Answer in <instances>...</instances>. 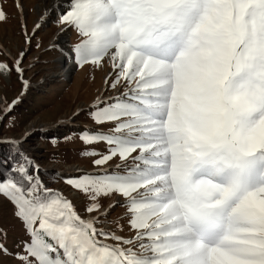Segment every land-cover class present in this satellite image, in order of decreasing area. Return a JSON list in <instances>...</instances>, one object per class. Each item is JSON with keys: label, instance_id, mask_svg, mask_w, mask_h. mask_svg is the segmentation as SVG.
<instances>
[{"label": "snow or ice", "instance_id": "6c2138e0", "mask_svg": "<svg viewBox=\"0 0 264 264\" xmlns=\"http://www.w3.org/2000/svg\"><path fill=\"white\" fill-rule=\"evenodd\" d=\"M61 23L84 37L80 66L111 64L112 94L90 111L111 130L81 133L108 147L85 154L97 167L120 160L66 183L87 197L88 214L122 197L135 235L82 217L32 173L21 142L6 141L17 151L0 195L28 237L19 264H264V0H71ZM25 54L13 64L21 79Z\"/></svg>", "mask_w": 264, "mask_h": 264}, {"label": "rangeland", "instance_id": "374dc122", "mask_svg": "<svg viewBox=\"0 0 264 264\" xmlns=\"http://www.w3.org/2000/svg\"><path fill=\"white\" fill-rule=\"evenodd\" d=\"M18 3L22 10L17 7ZM68 4L65 12L41 23L44 14L56 8L51 0H0V9L7 15V20L0 22V62L12 68L7 75L0 73V142L20 141L33 161L35 172L41 168L48 173L57 172V180L52 183L54 190L72 200L82 217L99 216L101 222L97 227L125 237L134 236L135 232L130 230L128 220L124 218L126 207L122 206V197L101 198L99 212L88 214L85 212L89 203L87 197L66 183L69 178L114 169L120 163L117 157L97 167L93 161L99 156L85 154L94 149L104 154L108 147L101 142L85 144L81 133L86 129L104 133L111 130L110 125L98 126L90 117L97 97L112 94L103 91L104 78L111 71V64L107 57L101 61V66L92 63L80 66L77 63L74 49L84 37L74 26L61 23L62 15L69 11ZM37 23H40L38 29L35 27ZM25 25L32 37L30 44L25 43ZM70 38L72 45H68ZM24 50L21 79L13 64ZM66 52L69 57L64 56ZM74 60L70 72L64 74L61 68ZM16 100L20 104L16 103V108L14 105L5 115V109ZM39 178L45 184V179ZM13 211L14 206L0 195V244L9 253L0 254V264H19L14 254L21 251V240L28 239ZM105 211H108L106 217L103 216ZM105 242L115 243L111 240Z\"/></svg>", "mask_w": 264, "mask_h": 264}, {"label": "trees", "instance_id": "16d2710c", "mask_svg": "<svg viewBox=\"0 0 264 264\" xmlns=\"http://www.w3.org/2000/svg\"><path fill=\"white\" fill-rule=\"evenodd\" d=\"M19 104L20 103H18L17 105H19ZM17 105H15L14 109L16 108ZM19 148L26 154V151L24 150V148L21 145H19ZM16 151H17V149H14L9 143L3 144L2 142H0V161H8L5 164H0V180H2L5 176H7L9 174L8 170L12 167V162L9 159V157L12 155H15ZM16 158L19 159V157H16ZM31 171L33 174H38V176H41L42 178L45 179L44 185L47 188L54 190L52 183L55 182V180H57V172L53 171V172L48 173V171L44 168H41L40 170L35 172L34 167ZM101 239H103V238H101Z\"/></svg>", "mask_w": 264, "mask_h": 264}, {"label": "bare ground", "instance_id": "6f19581e", "mask_svg": "<svg viewBox=\"0 0 264 264\" xmlns=\"http://www.w3.org/2000/svg\"><path fill=\"white\" fill-rule=\"evenodd\" d=\"M45 1V0H43ZM70 0H51L53 7L60 8V9H64L63 6L65 5V3H67ZM41 7V6H38ZM46 11V10H45ZM45 15V14H44ZM69 62V61H68ZM66 67L68 68L67 72H70V68L73 67V63H67Z\"/></svg>", "mask_w": 264, "mask_h": 264}]
</instances>
